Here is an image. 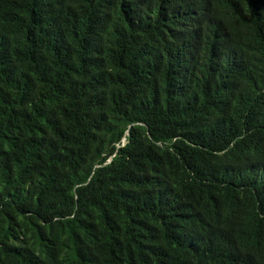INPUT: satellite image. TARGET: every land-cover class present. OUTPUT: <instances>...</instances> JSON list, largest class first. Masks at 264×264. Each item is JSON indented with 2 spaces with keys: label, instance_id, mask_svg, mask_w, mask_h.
Returning <instances> with one entry per match:
<instances>
[{
  "label": "trees",
  "instance_id": "1",
  "mask_svg": "<svg viewBox=\"0 0 264 264\" xmlns=\"http://www.w3.org/2000/svg\"><path fill=\"white\" fill-rule=\"evenodd\" d=\"M0 264H264V0H0Z\"/></svg>",
  "mask_w": 264,
  "mask_h": 264
}]
</instances>
